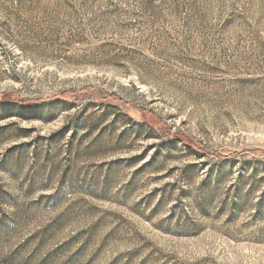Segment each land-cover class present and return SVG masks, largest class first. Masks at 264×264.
Instances as JSON below:
<instances>
[{"label":"rangeland","instance_id":"1","mask_svg":"<svg viewBox=\"0 0 264 264\" xmlns=\"http://www.w3.org/2000/svg\"><path fill=\"white\" fill-rule=\"evenodd\" d=\"M0 264H264V0H0Z\"/></svg>","mask_w":264,"mask_h":264}]
</instances>
